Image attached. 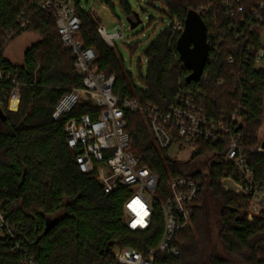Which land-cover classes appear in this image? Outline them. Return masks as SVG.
I'll use <instances>...</instances> for the list:
<instances>
[{
    "label": "trees",
    "instance_id": "1",
    "mask_svg": "<svg viewBox=\"0 0 264 264\" xmlns=\"http://www.w3.org/2000/svg\"><path fill=\"white\" fill-rule=\"evenodd\" d=\"M156 1L163 2L164 14L172 22L177 19L185 24L191 13L202 16L209 42L215 47L206 65V79L186 82L190 71L177 51L182 33H174L169 27L145 51L146 88L135 87L121 55L98 33L100 19L82 10L80 0H74L82 24L80 38L97 52L99 71L116 77L115 95L136 98L143 106L167 109L188 89L201 91L205 111L215 118L223 114L230 117L243 106L244 121L238 132L249 165L261 179L264 153L255 150L264 122V66L256 65L248 48L260 47L264 22L260 31L248 35L247 43L244 38L237 40L236 31L230 30L223 0H152ZM260 1L249 0L238 20L250 21ZM32 2L0 0V65L12 76L0 79V206L15 230L14 239L0 236V264H24L27 257L36 264H104L115 249L133 247L145 252L156 247L162 233L160 215L146 232L128 230L124 224L128 190L108 191L94 174L79 170L77 153L67 146L65 126L83 115L97 119L99 109L82 102L71 113L54 119L61 99L83 89L84 84L76 74L72 52L61 41L54 12L37 11ZM120 2L128 18L135 19L127 0ZM23 15L29 22L25 29L18 23ZM11 32L15 34L8 37ZM21 33L41 38L26 50L22 64H13L3 53ZM14 77L21 93L17 111L9 109ZM127 118L143 163L160 177V194L173 177H192L202 183L194 228L177 236L181 256L163 255L162 262L158 258L156 264H230L237 257L247 264H264V216L250 221V200L223 190L222 178L234 174V169L221 160L224 146L200 143L189 161L180 162L155 144L143 114H127ZM200 164L201 168L193 170V165ZM47 221H56V225L44 235ZM202 244H207L204 250Z\"/></svg>",
    "mask_w": 264,
    "mask_h": 264
},
{
    "label": "built area",
    "instance_id": "2",
    "mask_svg": "<svg viewBox=\"0 0 264 264\" xmlns=\"http://www.w3.org/2000/svg\"><path fill=\"white\" fill-rule=\"evenodd\" d=\"M248 1L223 0L230 30L236 31L237 40L244 38L247 43L248 35L260 31L264 22L263 0L254 8L250 21L238 20V15L244 12ZM32 7L37 11L54 12L61 41L72 52L76 74L84 84L83 89H76L61 99L56 106L54 119L71 113L83 101L90 102L99 109L97 119L91 115H83L80 119L69 120L65 126L67 146L77 153L76 163L79 170L84 174H94L108 191L121 187L128 190L129 197L124 204V224L128 230L146 232L154 225L158 215L161 217L162 233L156 247H149L145 252L133 247L115 249L104 264H156L163 255L180 257L181 248L177 236L194 228L195 206L202 187L201 181L196 178L173 177L165 191L160 194L159 175L143 163L142 154H136L131 149L132 139L128 130L127 114H143L155 144L162 149L176 147L179 152L190 149L193 155L200 143L224 146L221 160L234 169V174L222 178V188L250 200V221L264 216V175L261 179L256 177L249 165L242 136L238 132L244 121L243 106L238 107L230 117L223 114L215 118L205 111L200 90L188 89L178 94L167 109L153 105L143 106L136 98H121L114 93L116 77L99 71L96 65L97 52L87 47L80 38L82 24L74 0H33ZM18 23L21 29H25L29 23L26 15L21 16ZM170 27L174 33H183L185 30V24L177 19ZM98 33L111 47L113 38H123L121 32L108 35L103 26L98 29ZM263 33L264 30L260 47L248 48V53L253 56L258 67L264 66ZM14 34L11 32L8 37ZM208 46L207 63L211 62L212 52L215 50L209 39ZM229 62L232 63L233 60L230 59ZM11 77L0 65V79L9 80ZM206 77L204 70L200 81ZM13 83L15 87L10 97L9 109L17 111L21 102L20 85L15 77ZM255 151L261 153L260 148ZM135 199H139L145 206L144 210L150 214L144 217L145 225L137 224L132 227L141 218L137 211L128 207ZM5 235L14 239L15 230L7 222L0 206V236ZM24 264L36 262L27 257Z\"/></svg>",
    "mask_w": 264,
    "mask_h": 264
},
{
    "label": "rangeland",
    "instance_id": "3",
    "mask_svg": "<svg viewBox=\"0 0 264 264\" xmlns=\"http://www.w3.org/2000/svg\"><path fill=\"white\" fill-rule=\"evenodd\" d=\"M127 3L132 12L139 14L142 21L135 29L131 28L128 22V16L124 12L120 0H80L81 9L86 12H93L94 15L100 19L101 26L105 27L108 35H115L120 32L123 34V38L112 39L113 48L123 58L124 67L132 74L135 87L145 89L146 85L144 79L148 73V59L145 55V51L161 33L170 27L172 21L164 14L165 7L162 1L127 0ZM40 38L38 34L21 33L7 46L3 53L4 58L13 64H22L26 50L39 41ZM262 38L264 41V33ZM106 44L108 45L107 42ZM258 140L260 145L257 149L260 148L261 153H264V122L258 133ZM131 149L138 154V149L133 142ZM169 155L174 160L187 162L191 158L192 152L190 149L179 152L177 148L174 147L169 150ZM201 165L202 164L193 165V170L198 167L201 168ZM203 170L208 172L209 164L203 168ZM206 247L207 244H202L203 250ZM233 259L234 258L230 260ZM230 264L247 263L237 257Z\"/></svg>",
    "mask_w": 264,
    "mask_h": 264
},
{
    "label": "water",
    "instance_id": "4",
    "mask_svg": "<svg viewBox=\"0 0 264 264\" xmlns=\"http://www.w3.org/2000/svg\"><path fill=\"white\" fill-rule=\"evenodd\" d=\"M128 22L132 29L137 28L142 23L139 14L136 13L135 19L128 18ZM177 51L184 67L190 71L186 82L188 84L198 83L202 78L209 57L208 29L200 14L191 13L188 16L185 30L177 44ZM55 225L56 221H47L44 235H47Z\"/></svg>",
    "mask_w": 264,
    "mask_h": 264
},
{
    "label": "clouds",
    "instance_id": "5",
    "mask_svg": "<svg viewBox=\"0 0 264 264\" xmlns=\"http://www.w3.org/2000/svg\"><path fill=\"white\" fill-rule=\"evenodd\" d=\"M128 207H131L134 211H137L141 217L133 223L132 227H135L137 224L145 225L144 217L148 216L150 213L144 210L145 206L140 203L139 199H135L132 204L128 205Z\"/></svg>",
    "mask_w": 264,
    "mask_h": 264
},
{
    "label": "snow or ice",
    "instance_id": "6",
    "mask_svg": "<svg viewBox=\"0 0 264 264\" xmlns=\"http://www.w3.org/2000/svg\"><path fill=\"white\" fill-rule=\"evenodd\" d=\"M136 203H139V202H136Z\"/></svg>",
    "mask_w": 264,
    "mask_h": 264
}]
</instances>
